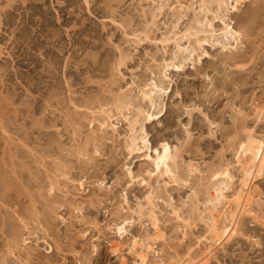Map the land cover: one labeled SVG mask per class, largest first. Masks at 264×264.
<instances>
[{"label": "rangeland", "instance_id": "obj_1", "mask_svg": "<svg viewBox=\"0 0 264 264\" xmlns=\"http://www.w3.org/2000/svg\"><path fill=\"white\" fill-rule=\"evenodd\" d=\"M249 135L264 0H0V264H263L264 173L239 235L209 241Z\"/></svg>", "mask_w": 264, "mask_h": 264}, {"label": "bare ground", "instance_id": "obj_2", "mask_svg": "<svg viewBox=\"0 0 264 264\" xmlns=\"http://www.w3.org/2000/svg\"><path fill=\"white\" fill-rule=\"evenodd\" d=\"M224 26L225 27L222 29L224 37H227L228 35H232L233 32H232V29L229 27V25H224ZM225 47H223V48H225ZM154 87L156 88V86H154ZM152 92H153V89H151L148 92H142L141 96H143L144 99H148L151 106H154L155 99H153ZM125 103H126V101H125ZM146 116H147L146 117L147 120H150L151 117H153L149 114ZM247 137L248 138H246V140L243 143H241V145L239 147L241 160L238 163L241 165L240 169H241V175H242L241 180L239 181L240 182V188L234 194L233 200L226 202V205H228L227 208L229 209L227 213L225 210V213H224V211H222V213L220 212V214H218V216H216V217L211 216L212 214L210 215L211 218H210V221H209L210 223H209L208 227H209V233L212 237L211 236L209 237V241L211 240L212 243L214 242V244L219 243V245H220L222 242H224V241L228 242L234 236L239 235V230H238L239 226H238V220L237 219L243 215L251 214V210H249V207L251 208V204L253 203V194L251 193V189H253V188L250 187V184H251L252 180L256 179L257 177L262 176V174L264 173V141L263 140H257L250 135ZM138 142H140L144 148H148L147 145L145 144L146 143V136L142 132V134H140L139 136H133L132 138H130V141L127 143V147H128L130 152H134V151H137L140 149L138 146ZM168 160H170V148H169L167 143H164L161 145L159 152L157 150H155V157L152 159V165L155 168V172L156 173L157 172L162 173L161 171H163L162 169H164L165 174H171V170L169 169V166H168ZM219 174L221 176L225 175L224 177L227 176L226 182L231 180V176L229 177V174H227V172H223V173L220 172ZM222 183H224V182L222 181ZM224 184H226V186L228 187L227 183H224ZM216 190H215V192H218V190L217 191ZM219 192H221V191H219ZM217 194L215 195V197L212 198L213 201H219L220 198H222L223 200H226V197L223 196L222 192L217 193ZM228 200H230V199H228ZM231 204L235 205V210H233V211L230 210ZM224 215H225L224 218H226V220H228L229 223H228V225L223 224L220 226L219 225V219H220V217H222ZM120 230H121V228H120ZM155 238H157V237H155ZM133 245H134V243H133ZM147 245H148L147 250H150V247L152 245L150 247H149V244H147ZM212 252L209 251L205 257H208ZM143 255L138 256V257H140L141 263H145V261H146L145 257ZM263 264H264V262H263Z\"/></svg>", "mask_w": 264, "mask_h": 264}]
</instances>
